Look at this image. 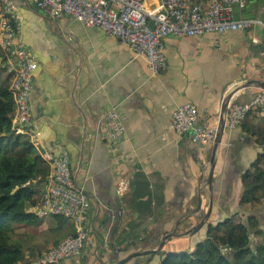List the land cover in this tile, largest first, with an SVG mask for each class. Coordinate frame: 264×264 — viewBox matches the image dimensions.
Wrapping results in <instances>:
<instances>
[{
    "label": "crops",
    "instance_id": "crops-1",
    "mask_svg": "<svg viewBox=\"0 0 264 264\" xmlns=\"http://www.w3.org/2000/svg\"><path fill=\"white\" fill-rule=\"evenodd\" d=\"M12 3L20 15L16 36L34 60L29 98L38 148L66 154L72 177L89 200L80 253L56 264H110L150 242L156 246L163 232L189 213L194 214L192 224L209 206L200 225L205 230L207 221L249 208L237 196L239 172L259 149L252 136L239 123L223 126L214 146L213 141L199 145L173 130L170 111L191 101L200 120L213 122L226 84L232 83V97L241 101L264 89L261 28L170 33L164 39L165 67L150 75L144 59L121 38L67 13L50 16L25 0ZM233 12L264 17V0H245ZM109 107L118 111L123 125L114 144L127 177L121 194L115 191L110 146L101 135L100 114ZM213 147L216 171L208 185ZM54 218L55 224L46 220L45 226L15 225L11 241L21 247L18 261L35 257L73 230L72 221L66 225L63 217ZM156 255L140 264H156L161 256Z\"/></svg>",
    "mask_w": 264,
    "mask_h": 264
},
{
    "label": "built area",
    "instance_id": "built-area-1",
    "mask_svg": "<svg viewBox=\"0 0 264 264\" xmlns=\"http://www.w3.org/2000/svg\"><path fill=\"white\" fill-rule=\"evenodd\" d=\"M41 8L50 16L67 13L85 25L95 26L104 33L124 40L135 54L141 56L150 75L165 67L164 39L170 34L199 35L204 32H221L234 29L259 27L264 32V17L235 16L234 6L242 7L245 0H155V7L148 10L143 0H25ZM20 15L12 0H0V53L9 73L7 89L13 103L10 127L23 133L47 164V171L40 187L39 198L30 207L36 215L60 214L72 221L73 230L55 244L40 251L35 257L13 264H56L66 257L77 256L82 248L86 228L84 212L89 200L81 185L71 174L65 153L53 154L37 145L38 130L31 123L29 89L33 68V56L16 36ZM151 21L152 26L148 24ZM256 41V35L251 37ZM264 58V47L259 51ZM232 88L226 84L220 94L222 127L238 125L246 110L264 113V89L256 90L248 100L226 97ZM101 135L110 146L115 191L121 194L127 186V177L120 168L123 156L114 144L121 137L123 125L114 107L100 114ZM172 128L187 133L190 140L202 145L213 141L219 122L200 120L193 102L182 101L170 111ZM228 250L227 247L224 248Z\"/></svg>",
    "mask_w": 264,
    "mask_h": 264
},
{
    "label": "trees",
    "instance_id": "trees-1",
    "mask_svg": "<svg viewBox=\"0 0 264 264\" xmlns=\"http://www.w3.org/2000/svg\"><path fill=\"white\" fill-rule=\"evenodd\" d=\"M8 78L0 53V264L20 259L21 247L11 241L9 231L12 225L38 222V215L30 207L39 198L47 171V164L26 135L10 127L13 103ZM240 127L259 149L239 172L237 202L264 203V113L246 110ZM158 249L149 250L143 258L134 254L127 259H131L128 264L146 262ZM156 264H264V227L254 213L241 219L237 212H231L214 222L207 221L204 236L190 249L166 251Z\"/></svg>",
    "mask_w": 264,
    "mask_h": 264
},
{
    "label": "rangeland",
    "instance_id": "rangeland-1",
    "mask_svg": "<svg viewBox=\"0 0 264 264\" xmlns=\"http://www.w3.org/2000/svg\"><path fill=\"white\" fill-rule=\"evenodd\" d=\"M216 171V166H212V174H214ZM201 193L203 194V192L201 191ZM200 197V195H199ZM203 204V203H202ZM196 207V205H195ZM207 208L204 210V212H201L200 217L206 212ZM247 213H254L256 214L260 221H263L262 224H264V203H259V202H254V203H249V208L245 211V212H241V215H239V217L241 219L245 218V215ZM188 218L189 220H187L188 218H181L180 220L177 221V223H173L170 227V229H168L165 233L167 232H171L169 235H167L162 242L159 245V249L158 252H154L157 255H163L166 251H172V250H181V249H190L191 246L193 245V243L198 240L199 238H201L204 234V226H199L196 230H194L193 232L189 233V232H184L186 229L190 228L194 223L189 224L190 221L192 220V218L194 217V214L189 213L188 214ZM45 217V218H44ZM199 217V218H200ZM44 220L43 221H39V222H30V224H37L40 226H45L46 225V220H49L52 222V224H55V218L53 214H45L43 216ZM71 220L68 217H63L62 218V224H70ZM28 224V223H25ZM15 225L10 228V237L13 236L14 232H15ZM164 233V234H165ZM145 244V243H144ZM155 244H153V242H150L147 245L148 247H154ZM148 254V251H146L144 254H142V256H145ZM160 256V257H161ZM155 257V256H154ZM158 257V258H160Z\"/></svg>",
    "mask_w": 264,
    "mask_h": 264
},
{
    "label": "water",
    "instance_id": "water-1",
    "mask_svg": "<svg viewBox=\"0 0 264 264\" xmlns=\"http://www.w3.org/2000/svg\"><path fill=\"white\" fill-rule=\"evenodd\" d=\"M155 0H143V7L145 9H152L155 7ZM246 15H249V16H253L254 14L250 13V14H246ZM148 24L150 26H152V23L150 20H148ZM233 88H231L230 90H228L226 92V97H228V95L232 92ZM223 109V104L220 103V108H219V113H218V122H219V129L218 131L216 132L215 136H214V139H213V146L215 144L216 141L219 140V137H220V131L222 129V117H221V111ZM213 153H214V147L211 149V153H210V156H209V166H208V170H207V174H206V182L208 183L209 185V182H210V179H211V173H212V166H213ZM199 202H200V197H199V194L197 193L196 194V203L195 205L198 206L199 205ZM208 210H209V206L207 207V210L206 212L188 229H186L184 232H193L194 230H196L204 221V218L206 217L207 213H208ZM171 232H167L165 234H163L161 236V238L157 241V244L156 246L154 247H148V248H144V249H134V250H131L130 252L126 253L124 256H121L120 258H117L116 260H114L113 262H111L110 264H120L124 261H126L130 256L134 255V254H138V253H145L146 251H149V250H153V249H156L160 243L162 242V240L167 236L169 235Z\"/></svg>",
    "mask_w": 264,
    "mask_h": 264
}]
</instances>
